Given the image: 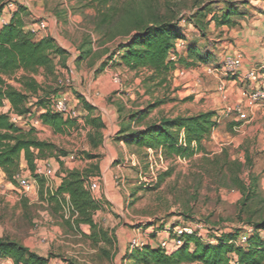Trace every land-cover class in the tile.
I'll use <instances>...</instances> for the list:
<instances>
[{"label": "rangeland", "instance_id": "obj_1", "mask_svg": "<svg viewBox=\"0 0 264 264\" xmlns=\"http://www.w3.org/2000/svg\"><path fill=\"white\" fill-rule=\"evenodd\" d=\"M229 3L247 19L239 22L231 17L221 25ZM22 4L14 14L24 25L33 26L41 18L48 22V30L35 39H52L64 53L55 55L51 67L5 76L7 84L13 82L14 88L27 95L29 109L41 108L42 99L46 102L43 108L53 109L56 100L65 99L82 115L87 97L98 109L118 113L120 132L205 112H216V127L203 139V148L191 156H167L163 147L136 148L133 161L126 164L127 172L108 177V192L115 204L103 197L101 174H108L109 168L125 159L118 154L110 163V145H102L108 131L104 122L82 118L65 125L64 133L42 130L43 141L58 149L46 151L43 158L53 175L42 178L43 184L38 179L35 191L25 194L0 172V240L49 258V264H142L136 262L133 241L165 252L160 241L166 237V229L188 225L201 227L197 234L204 243L231 239L236 246L246 247L240 243V233L252 229L250 222L264 220V104L244 100L243 91L259 86L240 77L250 54L247 49L254 44L264 48V0H114L104 5L98 0H21ZM156 19L183 20L184 39L175 42L171 59L176 67L167 77L146 68L130 69L116 53L139 27ZM245 27L256 31L247 40L242 35ZM189 43L197 54H211L210 61L190 59ZM237 54L243 56V67L236 73H224L225 59ZM116 75L120 84L114 83ZM127 92L133 98L124 102L119 97H127ZM70 97L80 101L72 103ZM153 105L159 106L150 109ZM138 112L142 114L132 121L130 117ZM89 120L98 126L87 132ZM120 132L110 139L118 140ZM34 134L39 139V133ZM60 150L68 157L61 156ZM160 152L166 165L151 170L149 157H158ZM59 157L81 163L78 171L88 178V190L91 180L98 178L102 199L98 209L90 210L97 225L94 230L80 220V213L68 211L71 202L53 196L56 179L66 174L58 169ZM27 170L23 177L34 180ZM260 234L264 237V231ZM0 264H15V260L2 258Z\"/></svg>", "mask_w": 264, "mask_h": 264}, {"label": "trees", "instance_id": "obj_2", "mask_svg": "<svg viewBox=\"0 0 264 264\" xmlns=\"http://www.w3.org/2000/svg\"><path fill=\"white\" fill-rule=\"evenodd\" d=\"M103 5L114 0H98ZM12 1L0 2V108L4 100H8L15 112L19 115L29 113L26 106L28 97L23 92L7 84L5 76L23 71H35L39 68L51 67L55 55L64 54L54 46L52 39H35L30 33L24 31V23L15 15L10 21L1 24L5 9ZM206 9H204V12ZM243 15L234 4H228L220 23L226 25L230 18ZM183 20L156 19L147 25L139 27L130 36L126 43L116 48L123 63L130 69H149L157 76L167 77L176 67L171 54L176 51L175 42L184 39L180 28ZM187 53L190 59L198 57L203 63H208L211 54H197V49L188 45ZM196 48V47H195ZM182 62V58L179 59ZM40 106H46L42 99ZM150 109L159 105H153ZM87 109L92 107L86 103ZM142 112L130 117L134 121ZM145 114L142 115L145 116ZM216 112H205L191 117H177L175 119H162L159 123L148 125L142 130L119 133L118 141H124L128 145H134L139 149L159 148L165 149L167 156L180 155L191 156L202 149V141L209 136L216 127ZM43 123L50 126L57 133H64V126L72 124V120H64L63 117L52 109H46L41 115ZM93 127L96 122L89 120ZM34 131L26 132L16 127L6 114H0V169L7 179L19 185L18 176L22 175L21 162L24 158L29 170L34 175V180L42 179L36 174L39 161L45 157V152L57 150V147L45 141H40L34 136ZM181 136L183 142L181 143ZM195 146V147H194ZM63 157L68 153L59 151ZM60 158V157H59ZM91 158V157H90ZM93 159V157H92ZM43 184V179L40 180ZM88 178L85 179L78 170L70 171L62 179L60 186L55 191V198L59 199L69 195L73 208L81 214V221L88 224L91 229L97 225L90 210L99 208V204L93 200L90 191L86 187ZM253 233L249 235L246 247L236 246L231 239L220 240L219 243H204L196 235H186L184 245L172 253H165L150 247L137 250L136 262L147 264H180L199 262L202 264H232L231 257L236 256L238 264H263L264 263V237L260 232L264 231V220L250 222ZM242 233H240L241 235ZM194 247V248H193ZM11 257L15 264H49V258L41 257L25 247L7 240H0V260Z\"/></svg>", "mask_w": 264, "mask_h": 264}, {"label": "built area", "instance_id": "obj_3", "mask_svg": "<svg viewBox=\"0 0 264 264\" xmlns=\"http://www.w3.org/2000/svg\"><path fill=\"white\" fill-rule=\"evenodd\" d=\"M8 21L6 19H2L1 24L6 25ZM49 28L48 22L46 19H39L36 24H34L30 29V34L37 37L41 34L45 33ZM243 64V56L242 54H237L235 56L227 57L224 61V65L222 67V71L226 74L228 73H236L239 69H241ZM259 71L258 69L252 70L249 75L246 77V81H252L256 82L258 84V88L249 91H243V97L244 100L250 101L254 104L262 105L264 104V78L258 77ZM114 83L120 84V77L116 75L114 77ZM9 85V84H8ZM11 86V85H10ZM29 108V105H27ZM2 109V113L0 114H6L10 117V121L18 128L22 129L23 131L30 132V131H37L38 129L45 126L41 119V115L46 112V109L41 107L39 109H30L31 111L24 115H19L15 113V110L11 106V103L8 100H4L3 106L0 108ZM54 112L59 113L64 120H77L81 121L82 116L79 113V111L73 110L69 107V104L62 99H58L55 101V104L52 109ZM232 109H228V112L230 113ZM234 111L240 113V110L234 109ZM166 165V161L164 160V157L162 153L158 155V157L151 156L149 157V166L152 170L153 167L160 169H164ZM36 174L44 177V178H50L53 175V170L50 165L45 164H39L36 170ZM155 175V174H153ZM19 181V187L22 189L23 193L30 194L35 191V187L37 185L36 180H31L29 178L23 177V175L18 176ZM95 187H92L91 189H94ZM68 211L73 212L75 214H78L77 211L73 208L71 203L68 205ZM201 227H192V225L188 226H177V227H171L166 229V237L163 238L160 241L161 248L166 253H172L176 250H178L180 247L184 245V237L186 235H196L199 236L198 230ZM253 233V228L250 229L246 234L240 235V243L241 245H246L249 240V235ZM132 249L135 250H141L145 248L146 243L140 242V241H133ZM232 260L235 261V264H238V260L236 256L231 257V263ZM56 264H64V263H56Z\"/></svg>", "mask_w": 264, "mask_h": 264}, {"label": "crops", "instance_id": "obj_4", "mask_svg": "<svg viewBox=\"0 0 264 264\" xmlns=\"http://www.w3.org/2000/svg\"><path fill=\"white\" fill-rule=\"evenodd\" d=\"M14 1H16V4H14L13 2H11V4L4 11V19H6L8 22L10 21V19L12 17L15 16V14H14L15 12H16V14L18 13L19 8L24 7L23 4L22 5H19L21 0H14ZM14 6L16 7V10H13V7ZM8 8L11 9L12 14H9L8 13V11H7V10H9ZM234 17L237 18V20H239V22H241L244 19H247V16L246 15H238V16H234ZM31 27L32 26L25 25L24 26V31L25 32H29L30 29H31ZM244 30L245 31H243V34L242 35L245 37V40H247V38H246L247 35L249 33H251L252 31H251V29L246 28V27H245ZM255 32H252V33H255ZM43 34H41L40 36H42ZM35 38H37V37H35ZM43 38H46V37H42V39ZM37 40H40V39H37ZM247 51H249L250 54L249 53L247 54V57H248V60L246 62L247 65H245V70L242 73L243 75L240 77L241 78V81H244L246 79V77L249 75V73L252 70H254V69H258V71H259V78H264V62H263V58H264V48L259 47L257 44H254L253 47L250 46V50L247 49ZM243 64H244V60H243ZM76 79H77V77H74V80L75 81H76ZM8 83H9V85L15 87L14 84H13V82H8ZM126 96L127 97H125V98L124 97H119V98H121L124 102H126V100H130V99L132 100V98H133V95L130 94V93H128V92H127V95ZM73 98H74V100H73ZM84 98L87 101H89L87 103L92 107V109H87L84 106L85 107V110L83 111L84 114L81 115L82 118H85V119H88V118H99L108 127V131L104 133V140L102 142V145H107V144L110 145V150H108V157H109L110 163H113V161L115 160V156H117L118 154H120V156L121 157H124V159H125V163L115 164V165H113V168H111V169L109 168L108 174H104V173L101 174L102 177H103V179H102V183H103V189L102 190L104 191L103 192V197L107 201L111 202L112 204H115L112 201V198L114 196L110 195V193L108 192L107 186H109V184H111V181L108 180V177H110V179L117 178V176H119L120 173L121 174H124L125 172H127V170H125L126 164L129 161H131V160L133 161V157L134 156H132L133 155L132 152H134L137 147L134 146V145H128L124 141H118V140H113L112 141L110 139V136L114 135L115 133L120 132L119 131L120 128L118 126V122L116 124L118 113L115 110L114 111H106V110L98 109L97 108V105L91 103L90 100L87 97H84ZM117 100H119V99H117ZM70 101L72 103L77 104L76 102H79L80 99L75 100V97H70ZM125 105H126V103H125ZM98 110H101L102 111V113L100 115L97 114ZM0 113H2V109H0ZM94 113H96V114H94ZM72 121H73L72 124H74L77 120H72ZM78 122H80V121H78ZM66 126H70V124L69 125H66ZM47 128H51V127L45 125L44 127H42L40 129H38L37 131H35V132H38L39 133V134H37V137L39 138V140H42V141L44 140V139H42V134H40V132L42 130H46ZM85 128H88V129H86V131L87 132H90L92 130L91 128H93V126L88 123V127H85ZM111 144H115L116 147L111 146ZM60 159H61V162L62 163H61V165H59V168L58 169L64 170V173L67 174L68 171L70 172V171H74V170H80L81 163H77V162L71 163V162H68L66 158H60ZM93 159H90V161L93 160ZM43 161L44 160H40L39 161V164H44ZM21 169L23 170V173L22 174H24V170H27V162L25 161L24 158L22 159V162H21ZM58 169L57 168H54V171H57ZM0 172L2 174H4L2 170ZM28 172H29V170H27V173ZM66 174H63L62 173V174H60V177L58 179H56V181H55V185H56L55 191L60 186V184L62 182V178H64L66 176ZM97 182H98V178H96V179L94 178L93 180H91L90 190L89 191L91 193V197L93 198V200H95L97 203H99V199H102V196L99 195L100 187L97 186ZM87 185H86V187H87ZM92 187H95V188L94 189H91ZM63 197H64V199L66 201L70 202L69 195H64ZM116 197H119V195H116ZM117 202L119 203L120 200L117 201Z\"/></svg>", "mask_w": 264, "mask_h": 264}]
</instances>
